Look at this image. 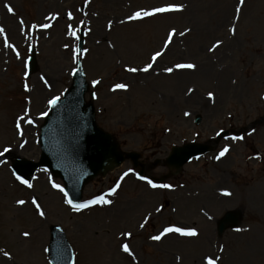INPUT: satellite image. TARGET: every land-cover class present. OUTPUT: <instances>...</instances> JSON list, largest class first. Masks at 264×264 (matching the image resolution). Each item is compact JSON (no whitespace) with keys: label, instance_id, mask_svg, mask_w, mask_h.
<instances>
[{"label":"rangeland","instance_id":"374dc122","mask_svg":"<svg viewBox=\"0 0 264 264\" xmlns=\"http://www.w3.org/2000/svg\"><path fill=\"white\" fill-rule=\"evenodd\" d=\"M8 5L14 12L8 11ZM168 5L184 8L129 19L138 11ZM237 7L239 0H0V26L5 29L0 33V152L10 149L0 156V264H49L46 248L53 225L65 230L75 251L74 264H169L170 258L171 264H207L208 256L221 257L219 264H264V123L243 139L231 135L221 140L215 152L193 160L181 175L164 182L173 186L170 189L152 188L148 180L138 178L140 168L134 170L127 161L84 188L85 200L102 194L113 203L80 212L52 187L53 182L63 187L60 180L40 170L28 188L16 179L9 161L17 156L38 161L37 139L47 116L42 113L48 114L49 100L61 98L69 88L79 59L96 96L99 124L125 152L141 153L142 163L166 158L173 146L205 142L260 120L264 116V0H245L239 13ZM81 28L87 31V51L79 57ZM172 29L176 34L165 48ZM218 41L222 43L215 47ZM32 47L38 71L28 76ZM157 51L163 54L149 71H142ZM182 63L196 68L175 67ZM130 67L141 70L129 72ZM95 80L100 83L93 84ZM118 83L129 87L113 90ZM87 99L91 100L89 94ZM196 115L203 118L200 126L194 125ZM19 117H24L23 136L16 128ZM29 118L34 123H27ZM225 147L228 153L217 160ZM147 173L157 179L167 170L159 166ZM115 182H120L119 188L107 196ZM33 196L44 217L31 203ZM21 199L27 203L18 205ZM144 199L143 208L135 207ZM124 202L134 203L131 212L125 211ZM200 204L215 219L224 211L241 210L243 224L237 228L241 231H227L213 251L207 244L203 249L204 234L187 241L171 233L157 247H143V237L151 229L199 223ZM206 222L200 232L212 239L215 223L207 226ZM142 223L147 231L139 229ZM25 231L31 235L24 237ZM127 232L132 236L121 235ZM123 241L131 254L121 249Z\"/></svg>","mask_w":264,"mask_h":264},{"label":"water","instance_id":"95a60500","mask_svg":"<svg viewBox=\"0 0 264 264\" xmlns=\"http://www.w3.org/2000/svg\"><path fill=\"white\" fill-rule=\"evenodd\" d=\"M82 47L83 39L80 40V52L83 50ZM32 65L34 71L35 60ZM86 91L87 84L80 64L74 74L73 86L63 100L53 105V113L42 128L41 161L33 163L17 159L13 166L17 174L29 181L36 169L43 166L48 168L53 175L64 181L67 192L76 203L81 200L85 184L99 174L105 175L125 160L113 137L97 127L93 105L84 101ZM199 122L198 117L196 123ZM209 150L207 146L197 144L174 148L167 164L171 169L176 168L179 172L192 157L202 155ZM132 155L128 154L127 158ZM133 157L137 160L140 156L133 155ZM239 220L240 217L236 212L226 214L220 223V232L225 230L226 223L236 225ZM51 238L49 255L52 263L72 264V250L61 229L53 227Z\"/></svg>","mask_w":264,"mask_h":264},{"label":"snow or ice","instance_id":"6c2138e0","mask_svg":"<svg viewBox=\"0 0 264 264\" xmlns=\"http://www.w3.org/2000/svg\"><path fill=\"white\" fill-rule=\"evenodd\" d=\"M244 3H245V0H239V7H237V9H236V12L237 13L240 12L241 7L244 5ZM7 8H8V11L9 12H14V9L10 5H8ZM183 8H184L183 5H168L166 7L155 8V9H153L150 12L149 11H143V12L138 11V12H136L134 14V16L129 17V19H142L144 17L152 16V15H155L157 13H164V12H171V11H182ZM69 16L71 17V13H69ZM238 18L239 17L237 15V19ZM21 23L23 24V21H21ZM49 26L50 25H48V24L42 25V27H45V28H47ZM110 27H111V23L109 24V28ZM187 31H191V29H188ZM4 32H5V29L3 28V26H0V33H4ZM231 32H232L233 35H235L236 28L235 27H232ZM70 34L71 35H75L74 32H70ZM175 34H176V30L175 29H172V31L169 33L168 38L166 40L165 48H167L168 44H170L172 42V37ZM179 35L183 36V35H185V32H181V33H179ZM5 40H7L6 35H5ZM220 43H222V42L221 41H218L217 44L215 45V47H218ZM8 46L9 47H12V45H8ZM65 47H67V45H65ZM80 51H81L80 49H77V53H79ZM84 51L86 52L87 50L85 49ZM16 54L19 57V52H17ZM162 54L163 53L160 52V51L155 52V54L151 57L152 63H148L142 69V71H144V72L149 71L153 67V63L156 61V59L158 57H160ZM175 67L177 69H195L196 68V65L195 64H192V63H187V64H183L182 63V64H176ZM127 70L129 72H137V71H139L141 69H137L135 67H130ZM166 71L169 72V73H171L173 71V69L172 68H167ZM44 83L45 84L48 83L46 79L44 80ZM99 83H100L99 80L93 81V84H99ZM24 87H25L26 90H30L28 88L27 83H25ZM49 87H50V85H49ZM128 87H129V85H127V84L118 83V84L114 85V89L113 90H116V89H127ZM213 95H214L213 93H209V96H213ZM59 99L60 98L57 96V97L49 100V104L55 105L59 101ZM42 115H47V113L46 112L45 113H42ZM21 120H24V117H19L18 118L17 123H16V128L20 130L19 131V134L21 136H23L24 133H23V129L21 128V124H20V121ZM27 123L32 124V123H34V121L29 118L27 120ZM239 139H243V137H239ZM21 146H23V145H21ZM9 151H10L9 148H5L3 152H0V156H3L4 153H7ZM228 151H229V148L228 147L223 148L220 151L219 155L216 157V159L219 160L220 158L224 157L228 153ZM14 175H16V179L18 181H20L22 184L26 185L28 188H32L33 187V185L29 182V180L25 179L23 176H21L19 174H15V173H14ZM124 175L126 176V175H128V173H125ZM139 178L142 179V180L146 179L143 176H140ZM147 182H148V184L151 185L152 188L162 187V188H168V189H170V188L173 187L170 184L159 185V184L154 183L151 180H148ZM52 187L55 188V189H59L61 192H63L64 193V196L66 198V203L68 205H70L72 207V209L75 210V211H77V212H80V211H82L84 209H87V208H89V207H91L93 205H97V204H99V205H111L113 203L112 200L106 199L105 196H103V195L98 196V197H95L92 200L85 201L84 203H74L73 199L70 196H68L67 191L60 184H56L55 182H53L52 183ZM117 188H119V185H116V188H113V189L110 190L113 195L116 193ZM224 194L225 195H231L232 193L225 191ZM16 203L18 205H24L27 202L25 200H22L21 199V200H17ZM31 203L35 206V209L38 211V215L40 217H44L45 216V211L43 210V208L41 207L40 203L37 201V199H36L35 196L32 197ZM156 210L157 211H160L161 209L160 208H157ZM146 222L147 221H145V223ZM144 226H145L144 223H142L140 225L141 228H143ZM237 231H241V229H237ZM171 233H178L179 235L186 236V237H197V236H199V232L197 231L196 228H184V227L170 226V227L164 228L163 231H161L158 235L152 236L151 239L154 240V241H160L166 235L171 234ZM22 235L24 237H29L31 235V233L25 231V232H23ZM121 235H126L128 237H131L132 236V233L131 232L121 233ZM122 249H123L124 252L131 254V249H130V247H129V245L127 243L122 244ZM223 251H224V249H223V247H221L220 248V252H223ZM3 254H4L5 257H8L9 259H11V253L5 251ZM220 259H221V257H219V256H217L215 258H213L212 256L206 257L207 264H219Z\"/></svg>","mask_w":264,"mask_h":264}]
</instances>
